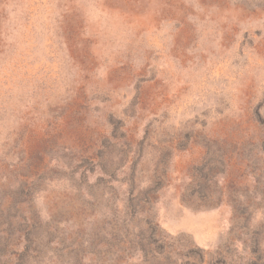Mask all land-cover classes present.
Masks as SVG:
<instances>
[{
  "label": "rangeland",
  "instance_id": "obj_1",
  "mask_svg": "<svg viewBox=\"0 0 264 264\" xmlns=\"http://www.w3.org/2000/svg\"><path fill=\"white\" fill-rule=\"evenodd\" d=\"M0 264H264V0H0Z\"/></svg>",
  "mask_w": 264,
  "mask_h": 264
}]
</instances>
